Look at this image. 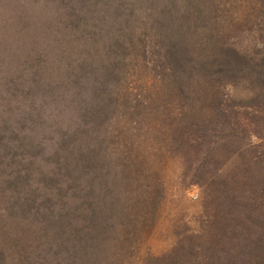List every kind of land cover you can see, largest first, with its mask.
Returning a JSON list of instances; mask_svg holds the SVG:
<instances>
[{
    "label": "trees",
    "instance_id": "trees-1",
    "mask_svg": "<svg viewBox=\"0 0 264 264\" xmlns=\"http://www.w3.org/2000/svg\"><path fill=\"white\" fill-rule=\"evenodd\" d=\"M263 63L264 0H0V264L120 262L148 111L203 217L143 264H264Z\"/></svg>",
    "mask_w": 264,
    "mask_h": 264
},
{
    "label": "rangeland",
    "instance_id": "rangeland-1",
    "mask_svg": "<svg viewBox=\"0 0 264 264\" xmlns=\"http://www.w3.org/2000/svg\"><path fill=\"white\" fill-rule=\"evenodd\" d=\"M240 10L241 6L229 10L239 27L244 25V14H240ZM227 85V91L235 98L249 95L240 85H232L230 81ZM149 112L144 115L138 131L126 138L125 159L116 164L117 170L125 176L122 190L118 191H124L122 199L128 201V213L132 216L130 220L127 216L126 220L117 219L114 223L119 233L117 239L112 240L118 264H143L146 257L168 249L181 234L197 229L203 217L202 188L183 183L180 161L168 155L161 142L160 113ZM38 137L36 135L34 140ZM248 140L255 143L262 138L252 135ZM50 141L43 136L46 154L53 149Z\"/></svg>",
    "mask_w": 264,
    "mask_h": 264
}]
</instances>
